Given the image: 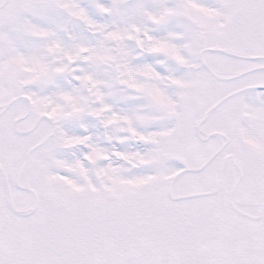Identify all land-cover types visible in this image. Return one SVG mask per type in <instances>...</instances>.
Returning a JSON list of instances; mask_svg holds the SVG:
<instances>
[{
  "label": "snow or ice",
  "instance_id": "obj_1",
  "mask_svg": "<svg viewBox=\"0 0 264 264\" xmlns=\"http://www.w3.org/2000/svg\"><path fill=\"white\" fill-rule=\"evenodd\" d=\"M0 264H264V0H0Z\"/></svg>",
  "mask_w": 264,
  "mask_h": 264
}]
</instances>
